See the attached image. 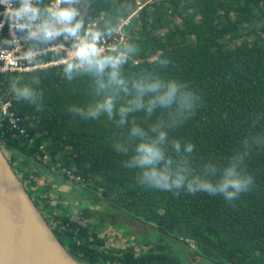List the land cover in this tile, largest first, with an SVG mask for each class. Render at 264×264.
I'll list each match as a JSON object with an SVG mask.
<instances>
[{
    "label": "trees",
    "instance_id": "trees-1",
    "mask_svg": "<svg viewBox=\"0 0 264 264\" xmlns=\"http://www.w3.org/2000/svg\"><path fill=\"white\" fill-rule=\"evenodd\" d=\"M85 7L91 18L100 19L99 29L108 36L109 29L112 34L122 19L130 17L126 8L133 10L136 0H86ZM124 31L129 42L140 45L139 53L124 66L125 77L144 69L158 71L165 78L186 82L203 98L190 119L168 130L169 138L180 140L181 152L185 143L194 145L185 163L195 172L208 163L226 165L242 150L245 139L264 134V0H153L129 19ZM36 43L44 46L45 41L40 38ZM63 56L49 53L39 60ZM165 57L168 66L157 68V58ZM68 62L76 66L65 71ZM68 62L0 75V93L12 100L28 133L26 139L2 128L0 145L20 168L24 181L32 165L46 174L59 170L61 164L82 177L83 182L75 183L91 195L88 200L108 213L140 221L161 241L170 237L186 244L194 258L214 264H264V145L253 146L244 162L255 177V187L231 204L203 192L192 195L181 190L177 195L143 188L137 184L139 170L124 167L132 155L129 132L133 122L148 128L165 114L158 111L146 119L143 112L134 113L124 126L106 114L96 120L82 119L102 99L99 81L76 60ZM18 88L30 89L32 96L17 98ZM118 143L127 145L129 152L116 151ZM50 191L46 185L37 193L28 189L48 224L57 222L52 230L77 259L82 257L88 264H182L164 251L165 245L158 254L150 250L136 257L133 245L112 256L114 249H105L106 239H100L91 223L79 226L70 220V207L53 213L55 208L44 196ZM94 214L83 213L86 218ZM105 216L101 215L102 222ZM179 247L186 249L183 244Z\"/></svg>",
    "mask_w": 264,
    "mask_h": 264
},
{
    "label": "clouds",
    "instance_id": "clouds-1",
    "mask_svg": "<svg viewBox=\"0 0 264 264\" xmlns=\"http://www.w3.org/2000/svg\"><path fill=\"white\" fill-rule=\"evenodd\" d=\"M0 4L5 6L3 15L10 21V29L29 28V36L42 32L45 38L59 34L52 21L34 23L39 16V9L31 7L29 0H22L19 6L15 5V0H0ZM76 14L71 7L53 12L56 20L67 22L64 31L77 37L75 50L71 53L77 65L93 71L99 81L102 99L96 106L89 108L86 115L80 117L96 120L106 114L118 126H124L134 113L143 112L146 119L158 111L165 114V118H158L148 128L132 123L129 132L132 155L124 162V167L139 170L137 184L143 188L177 195L181 190L192 195L200 192L210 196L219 195L229 204L239 199L241 194L252 191L255 177L245 169L244 162L253 146L264 145V134L245 139L242 150L234 153L226 165L218 167L208 163L199 172H195L191 165L185 163L189 160L194 145L191 142L185 143L181 152L180 140L169 138L168 130L190 119L202 104L203 98L186 82L165 78L158 71L153 74L152 70L144 69L131 77H125L122 74L124 66L139 53L140 45L128 42L115 54L102 55L100 49L105 42L102 40V31L93 27L84 28L82 21L71 25ZM108 31L110 35L112 30ZM169 63L170 60L166 57L156 60V66L160 69L166 68ZM74 66L76 65L68 62L65 71ZM14 95L17 98H30L32 91L18 88ZM114 148L124 154L129 152V147L124 144H115Z\"/></svg>",
    "mask_w": 264,
    "mask_h": 264
},
{
    "label": "built area",
    "instance_id": "built-area-1",
    "mask_svg": "<svg viewBox=\"0 0 264 264\" xmlns=\"http://www.w3.org/2000/svg\"><path fill=\"white\" fill-rule=\"evenodd\" d=\"M21 2L22 0H15V5L19 6ZM29 3L31 7L39 9V16L34 23L39 24L41 22L52 21L59 34L51 38H45L42 32H38L35 36H29V28H24L23 30L18 28L10 29V21L3 15L5 6L0 4V24L3 25L0 27V75L28 73L75 60L71 53L75 50L74 44L77 42V37L64 31L65 23L67 22L61 23L56 20L53 16L54 11L58 12L61 8L71 7L77 13L70 22L71 25H75L77 21H82L84 28L93 27L99 29L100 19L91 18L87 11L83 7H80V0H70V2L69 0H63V2L51 0L45 4H43V0H29ZM127 23V21L122 19L120 26L112 34L108 36L103 34L102 40L105 42L104 46L100 49L101 54L117 52L118 49L126 45L127 37L124 28ZM40 38H43L45 41L44 46L36 43ZM49 53H63L64 56L52 61L39 60V58ZM12 107V100L9 96L6 93H0V130L2 128H9L14 133V136H22L27 139L28 133L21 125V117ZM30 142H33V140H30ZM3 150L7 157H9L8 159H10V153L5 148ZM40 150L45 151L44 146H41ZM44 159L48 160L49 155H44ZM59 172L72 182H83L81 176L76 175L73 170L61 164H59Z\"/></svg>",
    "mask_w": 264,
    "mask_h": 264
},
{
    "label": "water",
    "instance_id": "water-1",
    "mask_svg": "<svg viewBox=\"0 0 264 264\" xmlns=\"http://www.w3.org/2000/svg\"><path fill=\"white\" fill-rule=\"evenodd\" d=\"M0 264H83L52 230L1 145Z\"/></svg>",
    "mask_w": 264,
    "mask_h": 264
},
{
    "label": "rangeland",
    "instance_id": "rangeland-1",
    "mask_svg": "<svg viewBox=\"0 0 264 264\" xmlns=\"http://www.w3.org/2000/svg\"><path fill=\"white\" fill-rule=\"evenodd\" d=\"M152 1L153 0H136V7L133 8V10H131V8H129V7L126 8L127 11H130V17L128 19H124V20L128 22L131 17L138 15L139 11L147 3H150ZM79 5L81 8L83 7L86 11L88 10L87 7H85L86 6V0H80ZM126 26H127V24H125V28H126ZM126 37H127V43H128L129 42V35L127 33H126ZM12 166H13L14 170L16 171V173L18 174V176L20 177V179L23 182H26V180L24 181V176H23L22 172L20 171V168L17 167L15 163H12ZM42 173L43 172L40 170V175H42V177L40 176L41 180H39L40 177L37 176V178H35V180L37 179L35 182H36L37 186L39 184L42 186L46 185V186H49V189L51 190L50 192L53 191L52 194L49 192L48 194H45L44 196L47 199H50V204H51L52 208H55L53 211V213L55 215L59 214L63 208L70 207V210H71V216L69 217L70 220L79 226H87L86 225L87 222L92 223V224H96L97 222H99V218L96 214H94L93 217L86 218L83 215L85 210L90 211V212L99 211L101 213L103 212V214L108 212L107 208L96 203L95 201L91 202L90 200H88L89 199L88 196L91 197V195L86 194V192L84 190H80V189L77 190V189L71 187L69 185L70 181L69 180L67 181L66 177H63L62 180L61 179L57 180L55 175L60 174L59 170H54V172H47L46 175H44ZM53 183L61 185L60 190H59L58 186L56 184H53ZM73 183H75V182H73ZM28 189H29V187H28ZM33 192L31 193V195H32V198L35 199ZM84 195H86V196H84ZM92 200H94V199H92ZM99 212H97V213H99ZM66 217L67 216H65L64 218H66ZM100 220H102V219H100ZM51 223L53 226L57 225V222L55 220H52ZM105 224H106V226H105L106 228L104 231H102V234H106V237H107L105 249L110 247V245H113L115 247H124L126 245V242H125V240H122V238L118 236L119 235L118 232H122L121 229L124 228V230H123L124 233H128V231L126 230V227H123V225L118 224V223H115V225H113V227H109V226H112V224H107V220H106ZM131 235L136 236V235H142V234H140L139 232L137 233V231L135 230L134 232H132ZM142 241L143 242L141 245H144V246H146L145 242H147V241H149V244L151 246H153L154 244H159L158 237L153 235L151 238V236L149 234L145 238H142ZM150 249H151V247H150ZM166 250L169 252L172 251L169 248H166ZM153 251L159 252L160 250H154L153 249ZM196 259H197V261L196 260L195 261L199 262V264H214L205 258L200 259V257H196ZM96 263H98V262H95L93 264H96Z\"/></svg>",
    "mask_w": 264,
    "mask_h": 264
},
{
    "label": "flooded vegetation",
    "instance_id": "flooded-vegetation-1",
    "mask_svg": "<svg viewBox=\"0 0 264 264\" xmlns=\"http://www.w3.org/2000/svg\"><path fill=\"white\" fill-rule=\"evenodd\" d=\"M24 184H25L26 188L28 189L27 184L25 182H24ZM93 212H95V211H93ZM97 212H99V211H97ZM96 215L99 218V222H97L96 224H92V223L91 224L95 228V231L98 232V236L100 237V239H104V238L107 239L106 234H102V231H104L106 228L105 227L106 226V224H105L106 220H107V224H112V226H109V227H113V225H115V223H118V224L123 225V227H126V230L128 231V233H124V231H123L124 228H123V229H121L122 232H118L119 233L118 236L121 237L122 240H125V242H126V245L124 247H115L113 245H110V247L106 248L107 251H109L110 249H114V252L111 254L114 257H116L117 255H122L121 251L128 250L133 245L135 246V249L137 251V253L135 254L136 257H143L146 253H150V250H153V249L154 250H160L159 252L154 251V254L161 253L162 247H163V245H165L166 247L164 248L165 249L164 251H166V253L171 255V256H177L179 258V260L182 262V264H199V262H196L197 261L196 257H200V256H196L195 258L192 257L194 252L192 251V249L187 250L188 246L186 244L176 242L174 239H172L170 237H166L167 240L161 241V239L157 235L158 233L155 234V232H151L147 226H145L143 223H141L140 221H138L136 219H133V218L129 219L123 215H117L116 213L114 214L113 212H111V213L106 212L104 214H103V212L102 213L99 212ZM101 215H106L105 216L106 218L105 219L103 218V222L100 220L103 217V216L101 217ZM109 219H116V220H113L111 222ZM88 224L89 223L87 222L86 225H88ZM135 230L137 231V233L139 232L142 235L132 236L131 234ZM148 234L151 236V238L153 235L157 236L159 244H154L153 246H151L149 244V241H147V242H145L146 246L141 245L143 242L142 238H145ZM180 244L185 245L186 249H184V250L180 249V247H179V246H181ZM150 247H151V249H150ZM166 248H169L172 251L169 252L166 250ZM117 251H119V252H117ZM200 259H203V258L200 257ZM78 260L80 262L83 261L84 262V263L82 262L83 264H88L85 262V260L82 257H80ZM117 263L120 264V261H118ZM96 264H101V263L98 262Z\"/></svg>",
    "mask_w": 264,
    "mask_h": 264
},
{
    "label": "crops",
    "instance_id": "crops-1",
    "mask_svg": "<svg viewBox=\"0 0 264 264\" xmlns=\"http://www.w3.org/2000/svg\"><path fill=\"white\" fill-rule=\"evenodd\" d=\"M20 160H23L22 159V157H21V159ZM31 174H30V177L26 180V184H27V187H31V190H33L35 193H37L38 191H39V187L40 186H42V185H36V180H35V178H37V176L38 177H42V175H40V167L39 166H37V165H32L31 167ZM42 174H44V175H46L45 173H42ZM56 176V178H57V180H59V179H63V176H61V175H55ZM41 177L39 178V180H41ZM52 179V178H51ZM53 184H56V183H53ZM57 186H58V188H59V190H60V186L61 185H59V184H56ZM69 185H70V183H69ZM71 186V185H70ZM71 187H73V186H71ZM73 188H75V187H73ZM63 191V190H62ZM65 191V190H64ZM51 194L53 193V191L52 192H50ZM63 194V193H62ZM65 194V193H64Z\"/></svg>",
    "mask_w": 264,
    "mask_h": 264
}]
</instances>
